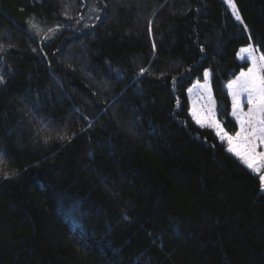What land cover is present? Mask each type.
Masks as SVG:
<instances>
[{
  "label": "trees",
  "instance_id": "obj_1",
  "mask_svg": "<svg viewBox=\"0 0 264 264\" xmlns=\"http://www.w3.org/2000/svg\"><path fill=\"white\" fill-rule=\"evenodd\" d=\"M164 1L0 0V152L20 172L0 179V264H264L258 176L188 113L209 69L235 134L226 83L248 34L224 2L211 22L212 1L191 0L158 29L182 58L158 76L148 22ZM236 3L264 41V0Z\"/></svg>",
  "mask_w": 264,
  "mask_h": 264
},
{
  "label": "snow or ice",
  "instance_id": "obj_2",
  "mask_svg": "<svg viewBox=\"0 0 264 264\" xmlns=\"http://www.w3.org/2000/svg\"><path fill=\"white\" fill-rule=\"evenodd\" d=\"M167 2V0H165ZM223 2L231 9V15L243 26L242 32L247 33V40L249 43L246 48H242L241 52L247 53V60L250 66L246 71L241 70L239 75L228 82L227 88L229 94L232 96V112L231 115L235 119L239 126V131L235 132V135H229L219 121L215 118V104L210 95V86L207 83L210 73L208 70L204 72L205 84L200 85L199 82L196 85V91L199 93L197 101L193 102L191 109L192 119L201 128L215 129L216 136L227 144V152L238 157L239 160L250 170L251 174L258 175L259 179V191L264 193V150L258 151V149H264V52H261V48H264V41H253V35L249 29L248 24L245 22L236 0H223ZM107 5H104L106 8ZM163 7V5H161ZM103 10V9H101ZM199 11V9H197ZM156 14V10L153 11V15ZM65 15H67L65 13ZM70 18V17H69ZM97 20L101 17L96 15ZM33 28L39 29L35 24ZM59 27V26H58ZM88 27V25H85ZM56 29H49L48 32L52 35L55 34ZM148 33L152 34V21L148 22ZM45 40L49 39V35L43 37ZM11 47V46H9ZM153 50L155 51V42H153ZM6 51L3 44H0V52ZM35 51V50H33ZM201 51H204L201 48ZM240 59H245L241 56ZM146 69L141 68L139 74H144ZM190 71V69H189ZM5 83V77L0 75V84ZM173 86L176 85L177 80L172 78ZM193 89H189L191 93ZM205 93L208 95L205 96ZM199 101H205L197 107ZM245 104L247 105V111H245ZM177 106H179V100H177ZM93 125L89 122L88 127ZM85 129H81V132ZM76 133L73 132L72 136ZM72 136H68L65 131L62 134H57L55 137L59 140L71 141ZM51 136L45 138L47 143ZM0 179L9 180L18 178L19 171L7 170L6 165V153L0 152ZM128 219L127 216L124 217Z\"/></svg>",
  "mask_w": 264,
  "mask_h": 264
},
{
  "label": "rangeland",
  "instance_id": "obj_3",
  "mask_svg": "<svg viewBox=\"0 0 264 264\" xmlns=\"http://www.w3.org/2000/svg\"><path fill=\"white\" fill-rule=\"evenodd\" d=\"M211 1H212L213 9H212V12L210 14L209 20L211 22H217V20H218V11H217L218 0H211ZM219 1L223 2V0H219ZM190 3H191V0H167V2H165V1L163 2V4H162L163 7L160 6L156 10V14L151 16L150 20L152 21V34L150 35V40H151V44L152 45H153V42H155L156 47H155V51L153 50V47H152V58H151V61H150L149 65L147 66V69L150 70L153 74H156L158 76L174 75L179 70V68H180V66L182 64L181 49L177 48V49L169 50V49H167L165 47L159 46L158 43H157L158 29L161 26H163V25H165V24H167L169 22L180 21L182 18H184L186 16V12H187V9H188ZM229 10L231 12V9H229ZM246 47L247 46H244V47L240 48V50L237 53V59L240 62H244V61L247 62V68H248L250 66V63L248 62V60L246 58L247 57V53L246 52H241V49L242 48H246ZM241 56H244L245 59H243V60L240 59ZM247 68L244 71H246ZM206 70L209 71V69H206ZM209 73H210V71H209ZM239 73L240 72H238L229 81L234 80L239 75ZM198 82H199L200 85H203V84L206 83V81L204 79V73H203V78L200 81H194L193 84L194 83L196 84ZM228 82L226 83V89H227L228 95H229L230 100H231V112H232V103H233V101H232V96L229 94V89L227 88ZM207 83L210 86V76H209V79H208ZM193 84L191 85V87L193 86ZM191 87L189 89H191ZM189 89L187 90L188 103H189L188 113L191 116V109H192V106H193V102L197 101V96L194 95L193 92L190 93ZM207 95L208 94L205 93V96H207ZM210 95H211L212 100L214 101L212 93H211V88H210ZM200 104H201V102L199 101V103H197V107H199ZM214 104H215V102H214ZM245 111H247V105L246 104H245ZM231 112H230V115H231ZM231 117H232V115H231ZM191 118H192V116H191ZM212 130L215 132V129H212ZM237 131H239V126L238 125H237ZM215 134H216V132H215ZM229 135H232V134H229ZM233 135H235V134H233ZM219 141H221V140L219 139ZM222 143L225 145L226 150H227L226 142H222ZM262 150H264V149H258V151H262ZM234 157L239 160L238 157H236V156H234ZM256 176H258V175H256Z\"/></svg>",
  "mask_w": 264,
  "mask_h": 264
},
{
  "label": "crops",
  "instance_id": "obj_4",
  "mask_svg": "<svg viewBox=\"0 0 264 264\" xmlns=\"http://www.w3.org/2000/svg\"><path fill=\"white\" fill-rule=\"evenodd\" d=\"M239 50H240V48H239ZM239 50H238V51H239ZM237 53H238V52H237ZM196 85H197V83H196V84L194 83L193 86L191 87V89H193V91H192L193 94L196 95V96L198 97L199 93L196 91ZM200 102H201V104H202V103H205V101H200Z\"/></svg>",
  "mask_w": 264,
  "mask_h": 264
}]
</instances>
